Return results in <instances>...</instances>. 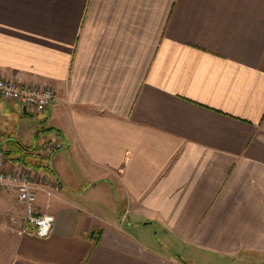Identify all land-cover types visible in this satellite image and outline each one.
I'll use <instances>...</instances> for the list:
<instances>
[{
    "label": "crops",
    "instance_id": "0c3cea01",
    "mask_svg": "<svg viewBox=\"0 0 264 264\" xmlns=\"http://www.w3.org/2000/svg\"><path fill=\"white\" fill-rule=\"evenodd\" d=\"M0 77L56 96L0 144L63 143L52 234L3 223L0 264H181L153 221L174 250L264 263V0H0Z\"/></svg>",
    "mask_w": 264,
    "mask_h": 264
},
{
    "label": "built area",
    "instance_id": "2783aa9c",
    "mask_svg": "<svg viewBox=\"0 0 264 264\" xmlns=\"http://www.w3.org/2000/svg\"><path fill=\"white\" fill-rule=\"evenodd\" d=\"M0 98L19 101L22 107L31 111H44L55 99V92L50 85L35 86L27 84L21 80L0 77ZM36 149L34 156L38 159L47 160L50 155L59 149L60 143L46 144L35 143ZM10 159L6 156L4 150L0 148V192L15 193L17 200L26 213L24 217L11 218L14 231L19 234H33L38 236V232H43L48 228V216L55 217L52 213L43 211L38 207L39 195L47 192L52 195L61 189L60 182L50 174L39 169L26 167L25 165L9 166ZM53 179H52V178ZM56 222V218H55ZM3 218L0 213V227H2ZM55 223L49 232L48 237L54 230Z\"/></svg>",
    "mask_w": 264,
    "mask_h": 264
},
{
    "label": "rangeland",
    "instance_id": "374dc122",
    "mask_svg": "<svg viewBox=\"0 0 264 264\" xmlns=\"http://www.w3.org/2000/svg\"><path fill=\"white\" fill-rule=\"evenodd\" d=\"M27 84H31V85H35V86H46V85H40V84H34V83H27ZM55 99H56V96H55ZM19 105L22 106V104L19 101L8 100V99L6 100V99L0 98V110H2V114H5L7 112L11 113V115L8 118L10 120V122H7L6 125L4 124L3 121H0L1 126H2V130H4L5 126H6L5 128H7V129L10 128L11 125L13 126L14 129L16 128L18 131H20V130H36L37 128H41V126H43V125H41V118L43 119L45 117V115L43 114V111H29L28 112L25 109H23L24 107L20 108ZM45 143L46 144H52L54 142L51 140V141H45ZM56 143L57 144L60 143L61 146H63V143L60 141H56ZM54 152L50 155V157L54 154ZM46 158H48V156H46ZM9 161H10V162H8L9 166H12L11 162H14L13 164H15V165H23L19 162H15L12 160H9ZM31 170H32V168H31ZM33 170H35V169H33ZM39 170H41V169H39ZM42 171L47 173L48 176L51 174L46 169H43ZM60 184H61V182H60ZM60 190L54 192L52 195L58 193ZM44 193H47V192H44ZM14 194L15 193H12V195H14ZM47 195L52 196V195H49L48 193H47ZM11 199L12 198H10L8 196V194H6L4 192H0V213H1V217L3 218V223L6 224V222H7L9 224L8 228L14 229V227H10V225L12 224L11 218L14 217V218L19 219L20 217H24L26 211H25V209L21 208V206L19 205V202L16 203V201H15V203H14V202H12ZM13 200H15V199H13ZM129 213H130V209H125L124 217L121 221L122 225H124V224L127 225L126 223H127L128 218H129ZM153 223H155L154 226L152 228H149V229H151V231H152V229L154 231H157V238H158V243H159L158 247L161 248L163 251L167 252L168 254H172L174 258H176V256H177V258H179V261L181 262V264H264V263H261L262 260H260L259 261L260 263H258L257 261L260 257L255 256V255L248 256L247 261L242 260L239 263H236V261L232 262L231 259H228V257H221L219 255H215L212 253L211 254L205 253V251L199 252L196 248H193L190 246L188 247V246L178 245V243H176V242H174V244L179 249L174 250L172 247H170V243L165 238V237H167V235L165 234L163 228L161 226L157 225V222L153 221ZM139 224L141 226L145 225V224H143V221L139 222ZM245 258H247V257H245Z\"/></svg>",
    "mask_w": 264,
    "mask_h": 264
},
{
    "label": "trees",
    "instance_id": "16d2710c",
    "mask_svg": "<svg viewBox=\"0 0 264 264\" xmlns=\"http://www.w3.org/2000/svg\"><path fill=\"white\" fill-rule=\"evenodd\" d=\"M58 128L50 126V127H45L43 129H39L35 133V143H39V136L41 135V132L43 133L46 131V133L49 132H58ZM35 143L33 145H28L20 141L18 138H16L13 134L11 135L8 133L6 135L5 143L0 144V148L4 150L6 156L8 159L19 162L26 167L34 168V169H44L45 166L42 163L40 159L34 156V151L36 149ZM94 237H95V242L98 241L99 235H97L94 232Z\"/></svg>",
    "mask_w": 264,
    "mask_h": 264
},
{
    "label": "clouds",
    "instance_id": "9594fccd",
    "mask_svg": "<svg viewBox=\"0 0 264 264\" xmlns=\"http://www.w3.org/2000/svg\"><path fill=\"white\" fill-rule=\"evenodd\" d=\"M46 219L49 221V225H48V228L45 229L43 232H38L37 235H38V238L40 239H45L48 237L49 235V232L52 228V225L55 223V217H52V216H48L46 217Z\"/></svg>",
    "mask_w": 264,
    "mask_h": 264
}]
</instances>
